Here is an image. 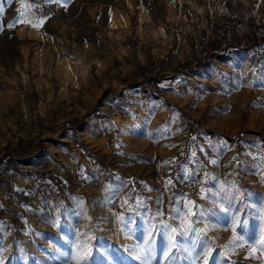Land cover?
<instances>
[{
	"label": "rangeland",
	"instance_id": "374dc122",
	"mask_svg": "<svg viewBox=\"0 0 264 264\" xmlns=\"http://www.w3.org/2000/svg\"><path fill=\"white\" fill-rule=\"evenodd\" d=\"M263 31L264 0H0V264H264Z\"/></svg>",
	"mask_w": 264,
	"mask_h": 264
},
{
	"label": "snow or ice",
	"instance_id": "6c2138e0",
	"mask_svg": "<svg viewBox=\"0 0 264 264\" xmlns=\"http://www.w3.org/2000/svg\"><path fill=\"white\" fill-rule=\"evenodd\" d=\"M36 26V25H33ZM165 163H168L167 161ZM214 163V162H213ZM264 166V165H262ZM167 183H171V181H168ZM191 205L192 202L188 201L187 204L185 205V207L188 209L187 211V215L185 216L184 220L182 221V226L185 228V231H192L193 229L191 228V221H190V217H192L194 215V213L191 210ZM236 225L233 224V236L230 238V240L228 241V243L225 245V248H227L229 245L232 246H242V242L238 239L237 234H236ZM176 230L174 229L173 232H175ZM201 232H203L204 230L201 229ZM260 244L262 247H264V233H261L260 236ZM175 245H171V247H174ZM171 247L169 250H171ZM210 251V250H209ZM252 251L254 252L255 249H252ZM262 255H264V253H262ZM76 264H79V259H77Z\"/></svg>",
	"mask_w": 264,
	"mask_h": 264
},
{
	"label": "trees",
	"instance_id": "16d2710c",
	"mask_svg": "<svg viewBox=\"0 0 264 264\" xmlns=\"http://www.w3.org/2000/svg\"><path fill=\"white\" fill-rule=\"evenodd\" d=\"M259 44H264V31L260 34V42ZM258 53L261 55V56H264V50L260 49L258 50ZM196 65L199 64V62H196L195 63ZM189 65V64H187Z\"/></svg>",
	"mask_w": 264,
	"mask_h": 264
}]
</instances>
